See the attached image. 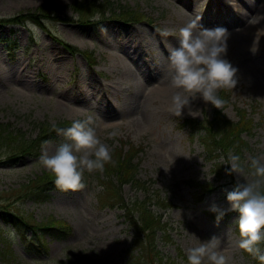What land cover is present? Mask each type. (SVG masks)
I'll return each mask as SVG.
<instances>
[{"label": "rangeland", "instance_id": "obj_1", "mask_svg": "<svg viewBox=\"0 0 264 264\" xmlns=\"http://www.w3.org/2000/svg\"><path fill=\"white\" fill-rule=\"evenodd\" d=\"M188 1L0 0V19L32 13L40 17V23L0 20L1 127L31 140L43 122L53 125L92 115L97 135L111 154L126 152L131 145L143 147L133 160L143 184L125 183L112 199L123 197L130 208L137 199L144 200L163 222L156 231L155 250L136 243L127 209L119 202H101L105 169L85 170L81 191L53 186L44 192L42 203L26 196L28 182L48 171L39 162L42 151L52 154L59 145L71 143L54 131L37 155L13 157L12 146L0 145V264H151L157 253L162 260L157 264H188V250L213 235L221 238V250L231 264H261L238 247V213L226 212L217 222L209 209L213 203L229 207L225 190L236 180L226 174L229 150L242 161L264 156V89L261 85L260 94L252 85L264 72V27L257 14L264 0ZM76 2L101 9L86 19L75 11ZM43 5L48 6L46 16L39 14ZM210 9L219 10L220 16H212ZM197 18L204 27L228 30L226 58L238 69V83L234 89L218 90L225 101L221 109L198 96L191 103L195 116L185 109L176 117L169 111L172 97L159 96L171 84L168 57L178 46L179 29ZM164 30L170 35L162 36ZM133 82L145 84L137 90ZM161 83L164 90L154 94ZM145 103L149 120L139 126L130 115L141 123ZM58 105L64 110H57ZM241 109L253 121L251 133L249 125L243 127L242 143L231 141L210 150L202 141L205 131L195 133L194 124H182L185 118L205 119L214 128L216 111L237 122ZM114 129L120 135L109 138ZM204 183L214 186L205 194L200 187ZM16 217L40 224L63 221L71 228L67 234V229L49 232L24 226ZM141 237L145 242L146 236ZM260 247L264 250V243Z\"/></svg>", "mask_w": 264, "mask_h": 264}, {"label": "clouds", "instance_id": "obj_2", "mask_svg": "<svg viewBox=\"0 0 264 264\" xmlns=\"http://www.w3.org/2000/svg\"><path fill=\"white\" fill-rule=\"evenodd\" d=\"M161 35L170 33L164 30ZM228 39L227 29L204 27L199 18L179 29L178 46L170 50L168 57L171 86L180 90L172 96L169 109L172 115L182 117L185 109L193 115L191 103L198 96L205 103L222 108L225 101L218 96V90L234 89L238 83V69L226 58ZM52 127L71 143L59 145L52 154L42 151L39 162L53 174L58 189L81 191L86 187L83 183L85 170L103 172L105 164L112 161L110 148L97 135L92 115L74 120L67 128L55 124ZM119 135L118 129L108 133L109 138ZM226 165H230L226 174L236 177L233 188L225 190L229 207L224 209L213 203L209 210L216 214L217 222L226 212H237L238 247L264 264V250L260 247L264 243V156L242 161L240 155L229 150ZM241 177H244L243 182ZM221 244V238L213 235L190 248L188 264H231L230 257L221 250Z\"/></svg>", "mask_w": 264, "mask_h": 264}, {"label": "trees", "instance_id": "obj_3", "mask_svg": "<svg viewBox=\"0 0 264 264\" xmlns=\"http://www.w3.org/2000/svg\"><path fill=\"white\" fill-rule=\"evenodd\" d=\"M76 11L84 18L88 19L92 12L95 11V6L93 4H83V3H76L75 5ZM41 15H48V6H43L41 8ZM125 15V13H124ZM28 18L39 22L40 18L36 14H31ZM3 22H17L22 23L26 20V18H20L17 16L15 18L10 19H0ZM245 111L242 110L241 121L240 122H233L227 119L224 115H221V112H217L215 115V126L210 127L211 122H201L194 120V124L198 128H202V130L206 131L202 140L206 141V146L210 148V146L214 145V147L224 146L226 147L227 142H234L238 141L242 143L243 140L240 138V133L243 127L248 126L247 128H251L250 121L246 119ZM219 121L220 123H217ZM73 121L65 120L56 124L57 127H66L71 126ZM193 123V120H190ZM0 124V145L8 144L12 146V156H21L22 154H29V155H37L38 150L40 147L49 139H52L53 136L51 134L54 132L53 125L47 122H43L40 124V133L35 139L26 140L24 135H19L14 131L7 130L1 127ZM238 145V144H237ZM240 146V145H239ZM139 151L138 148L130 147L127 152H118L112 153V161L105 164V171L107 174V180L105 184H103L105 193L102 191L100 194L101 202L105 204V202H119L118 205H121L123 208L127 209V214H131V220L133 225L136 229V243L148 246L149 250H155L154 248V238L156 236V231L158 228H162L163 223L158 216L152 209L147 206L144 200L137 199L134 203L132 208L129 207V204L125 202V199L121 197L118 201H114L112 198H118L119 193L123 184L125 183H136V184H143L137 178V165L133 163V159L136 156L137 152ZM56 187L54 184V176L49 172H45L44 174L38 176L36 179H32L26 185V196L32 197L36 202H41L47 199V193L45 195L44 192H47L51 187ZM117 205V204H116ZM115 206V205H112ZM12 217L13 215L10 214ZM15 217V216H14ZM18 219V217H16ZM20 223L24 226L30 225L36 229L40 230H47V231H66V223L63 221H51L44 224L37 223L36 221H32L29 219L21 218ZM35 222V223H33ZM23 228V227H20ZM69 228L65 232L67 234ZM145 233H148L147 235ZM144 234L146 236L145 242L141 235ZM158 252V250H157ZM157 259V260H156ZM139 262V260H138ZM161 263V256L157 253L156 257L152 256L150 260L151 264Z\"/></svg>", "mask_w": 264, "mask_h": 264}, {"label": "bare ground", "instance_id": "obj_4", "mask_svg": "<svg viewBox=\"0 0 264 264\" xmlns=\"http://www.w3.org/2000/svg\"><path fill=\"white\" fill-rule=\"evenodd\" d=\"M188 3L190 4V3H191V0L188 1ZM218 11H219V10H218ZM218 11H212V10L210 9V12H211L212 16H213V14H214L215 12H218ZM218 13H219V12H218ZM257 14H258V17L261 18V22H260V23H262L261 26L264 27V7H261V8L259 9V11H257ZM219 16H220V13H219ZM214 17L216 18V16H214ZM183 18H185V15H183ZM187 18H188V17H187ZM187 18L184 19V20H187ZM247 42H248V41H247ZM125 78H126V77H125ZM136 84H137V85H136ZM144 84H145V83H143V82H140L139 84L136 83V82H133L131 85H133V87H135V88L138 90L139 88H142V86H144ZM167 84H168L169 87L166 88V92L164 91V92L162 93V95H160L161 92L164 90L163 87H162L163 84L161 83V85L158 87V90H156V91L154 92V94L160 95V96H159L160 98H162L163 96H168V98L172 97V96L177 92V89L173 88V87L171 86V84H169V82H168ZM252 85H253V88L256 89V90H258V92H259L260 94H263V93H261V91H263V90L261 89L260 86L263 85V89H264V72H262L260 78L257 76V77L253 80ZM155 96H156V95H155ZM147 97L150 98V96H147ZM140 99L144 100V102H147V101H148V99L146 98V96H143L142 94H141V96H140ZM59 108H61V109L64 110V107H63L62 105H58V106H57V110H59ZM147 109H148V106H146V103H145V108H144V110H142L143 113H141V116H142V117H141V123L138 122V121H135V119L137 118V116L134 117V115H132V114L130 115L131 118H132V119H131V120H132L131 122H133V123H135V124H138L139 126H142V121H143V120H145L146 122H148L149 118L146 117V115H149V113H148Z\"/></svg>", "mask_w": 264, "mask_h": 264}]
</instances>
